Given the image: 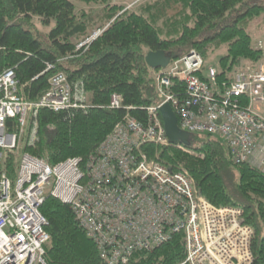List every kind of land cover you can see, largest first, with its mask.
Masks as SVG:
<instances>
[{"label": "built area", "instance_id": "built-area-1", "mask_svg": "<svg viewBox=\"0 0 264 264\" xmlns=\"http://www.w3.org/2000/svg\"><path fill=\"white\" fill-rule=\"evenodd\" d=\"M100 34L95 31L76 50ZM203 66V56L194 49L174 60L153 73L158 100L143 107L145 122L127 112L87 157H69L55 165L23 152L14 179L4 169L7 155L20 147L30 120L29 144L36 143L41 108L86 110L90 104L83 82L71 81L64 72L53 74L49 90L38 101L18 93L15 69L2 72L0 264H47L50 234L41 212L47 190L71 205L107 264H128L137 252L153 250L181 232L186 249L182 264H252L253 229L244 223L242 209L214 205L199 193L187 170L173 172L143 149L148 144L172 145L160 115V107L169 103L182 129L219 136L236 163H249L264 173V113L255 108L264 103V65L247 64L231 81L221 83L217 69ZM54 68L48 63L42 74ZM174 79L185 84L184 96L172 91ZM108 107L131 109L119 93L111 95Z\"/></svg>", "mask_w": 264, "mask_h": 264}, {"label": "trees", "instance_id": "trees-1", "mask_svg": "<svg viewBox=\"0 0 264 264\" xmlns=\"http://www.w3.org/2000/svg\"><path fill=\"white\" fill-rule=\"evenodd\" d=\"M78 1L102 5L101 21L107 27L77 51V42L91 33L95 17L79 10L73 0H0V74L15 69L18 93L38 101L53 74L64 72L71 81L83 82L90 104L86 110L41 108L36 144H28L24 134L18 150L7 155L4 169L11 179L23 152L55 165L69 157H87L127 112L145 122L143 107L158 100L154 70L146 62L150 50L165 51L172 62L194 49L206 63L212 51L227 46L218 62L220 83L231 81L246 63L261 62L264 55L250 33L253 21L264 15V0H157L140 10L110 0ZM52 23L49 29L41 28ZM48 63L55 68L42 74ZM171 89L186 94L185 84L177 79ZM114 93L123 96L129 111L108 107ZM12 124L10 119L9 127ZM31 126L30 120L28 133ZM191 147L199 155L176 145L148 144L143 149L173 172L187 170L199 193L214 205L242 209L244 223L253 229L252 264H264V173L249 163H236L217 135L193 133ZM41 212L50 234L47 264H107L77 223L71 205L47 190ZM184 236L176 233L153 250L139 251L128 264H182Z\"/></svg>", "mask_w": 264, "mask_h": 264}, {"label": "rangeland", "instance_id": "rangeland-1", "mask_svg": "<svg viewBox=\"0 0 264 264\" xmlns=\"http://www.w3.org/2000/svg\"><path fill=\"white\" fill-rule=\"evenodd\" d=\"M73 1L76 3V5H77L79 10L88 11V12L92 13V15L95 17L94 18V23H92L93 24L92 25V31L85 38L93 35V33L95 31L100 30V32L102 33L106 29L107 25L103 26L102 25L103 22L101 21V13H102V9H103L102 5L85 4V3H82V2H80L78 0H73ZM111 1L116 2V1H119V0H111ZM125 1L129 2L131 0H125ZM155 1H157V0H132V2H130V3H124V2L121 1V3H116V4L124 5L126 8H130L131 10H140V8L143 7L144 5L153 4ZM177 8L181 9V6L178 5ZM175 9L176 8H174L170 12L173 13ZM170 12L168 14H171ZM159 24L160 25L162 24V20L159 21ZM52 25H53V23L50 26H47V27L42 26L41 28L49 29ZM250 33L255 39L256 47L261 48L259 43H260V41L263 43V46H262L263 48L262 49L264 51V15L258 17L257 19H255L253 21V23H252V25L250 27ZM77 43H79V42H77ZM226 52H227V46H222V47L212 51L208 55V57L206 59V66L207 67L208 66H214V67L219 69V65H218L219 59L221 57L225 56ZM262 62L264 63V55H263V58H262ZM255 108H258L259 110L264 112V103H256L255 104ZM27 130L28 129H26L24 134L27 135V141H28V144H29V133L27 132ZM21 142H22V140H21ZM21 142H20V146H21ZM196 155H199V154L197 153ZM19 157H20V155H19Z\"/></svg>", "mask_w": 264, "mask_h": 264}, {"label": "water", "instance_id": "water-1", "mask_svg": "<svg viewBox=\"0 0 264 264\" xmlns=\"http://www.w3.org/2000/svg\"><path fill=\"white\" fill-rule=\"evenodd\" d=\"M171 61L170 55L163 50H150L146 55V62L152 69L166 68ZM167 137L171 143H180L186 146L192 144L193 133L183 130L178 124V118L169 103L160 107Z\"/></svg>", "mask_w": 264, "mask_h": 264}, {"label": "crops", "instance_id": "crops-1", "mask_svg": "<svg viewBox=\"0 0 264 264\" xmlns=\"http://www.w3.org/2000/svg\"><path fill=\"white\" fill-rule=\"evenodd\" d=\"M111 1V0H110ZM121 1L122 2H124V3H130V2H132V0L131 1H125V0H119V1H116V2H114V1H111L112 3H121Z\"/></svg>", "mask_w": 264, "mask_h": 264}, {"label": "bare ground", "instance_id": "bare-ground-1", "mask_svg": "<svg viewBox=\"0 0 264 264\" xmlns=\"http://www.w3.org/2000/svg\"><path fill=\"white\" fill-rule=\"evenodd\" d=\"M49 88H50V87H49ZM48 90H49V89H48ZM48 90H47V91H48Z\"/></svg>", "mask_w": 264, "mask_h": 264}]
</instances>
